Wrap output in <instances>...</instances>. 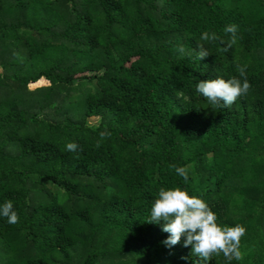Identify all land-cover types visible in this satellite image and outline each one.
Here are the masks:
<instances>
[{
    "label": "trees",
    "instance_id": "1",
    "mask_svg": "<svg viewBox=\"0 0 264 264\" xmlns=\"http://www.w3.org/2000/svg\"><path fill=\"white\" fill-rule=\"evenodd\" d=\"M237 63L250 91L214 109L196 84ZM170 165L191 166L189 181ZM177 186L246 229L241 260L163 243L151 206ZM7 200L19 223L0 216V264H264V0H0Z\"/></svg>",
    "mask_w": 264,
    "mask_h": 264
},
{
    "label": "clouds",
    "instance_id": "2",
    "mask_svg": "<svg viewBox=\"0 0 264 264\" xmlns=\"http://www.w3.org/2000/svg\"><path fill=\"white\" fill-rule=\"evenodd\" d=\"M238 26L231 24L225 27V33H230L231 38L226 42L224 51H228L237 43ZM221 39L215 32L209 33L205 31L200 40L203 42L212 43ZM221 43H225L221 40ZM199 52L197 59L202 60L210 53L204 47V43L199 44ZM178 51L182 55L191 56V52H186L183 45L178 46ZM247 65L236 64V70L239 76L224 78L203 79L196 84L195 91L206 99L208 105L214 109L219 107H231L239 98L246 96L251 88V84L246 76ZM176 97L182 101H187V97L183 92L177 91ZM101 140L110 136L107 131L99 133ZM101 142L97 141L96 147L99 148ZM78 145L75 142H68L66 150L75 152ZM175 169L178 176L183 178L187 183L189 181L191 166H176L170 165ZM0 216L7 219L9 224L19 223V215L14 210L13 202L7 200L0 205ZM163 221L162 231L169 233L164 244L171 247L184 240V246L189 245L192 248L193 254L211 260L220 254L228 260H241L242 254L240 251V242L246 234V229L240 224L235 226H225L218 223L217 214L212 208L199 196L190 195L186 189L177 186L174 188L161 187L154 199L149 223H160Z\"/></svg>",
    "mask_w": 264,
    "mask_h": 264
},
{
    "label": "rangeland",
    "instance_id": "3",
    "mask_svg": "<svg viewBox=\"0 0 264 264\" xmlns=\"http://www.w3.org/2000/svg\"><path fill=\"white\" fill-rule=\"evenodd\" d=\"M42 84H47V81L41 79V80H39V81L36 82V83H32V84H30V86H31V88H34L35 86H37V85H42ZM91 121H93V120H91Z\"/></svg>",
    "mask_w": 264,
    "mask_h": 264
}]
</instances>
